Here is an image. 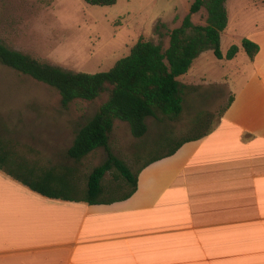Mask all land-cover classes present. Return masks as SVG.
Returning <instances> with one entry per match:
<instances>
[{
	"label": "crops",
	"instance_id": "obj_1",
	"mask_svg": "<svg viewBox=\"0 0 264 264\" xmlns=\"http://www.w3.org/2000/svg\"><path fill=\"white\" fill-rule=\"evenodd\" d=\"M247 39L258 51L224 76L214 125L144 166L129 196H43L23 184L42 174L22 144L0 142V264H264V25Z\"/></svg>",
	"mask_w": 264,
	"mask_h": 264
},
{
	"label": "rangeland",
	"instance_id": "obj_2",
	"mask_svg": "<svg viewBox=\"0 0 264 264\" xmlns=\"http://www.w3.org/2000/svg\"><path fill=\"white\" fill-rule=\"evenodd\" d=\"M193 0H116L99 7L83 0H0V42L9 49L76 73L109 71L127 57L140 39L162 43L155 25L168 30L181 25ZM226 29L220 36L225 54L233 45L239 54L233 64L219 61L211 50L201 53L178 81L185 86L180 117L159 122L147 118V133L134 138L127 123L116 122L109 135V148L134 174L170 152L184 138L206 134L228 104L226 76L234 82L240 64L247 69V54L241 41L264 25V0H226ZM203 15L192 16L196 24ZM257 26V28H256ZM76 100L64 109L54 89L0 64V142L21 143L18 153L37 174L52 173L53 193L86 197L87 179L107 158L98 148L79 162L67 157L74 131L84 125L105 102ZM29 183L35 184V180ZM40 185V184H39ZM38 185V186H39ZM100 197H122L130 186L115 170L107 172Z\"/></svg>",
	"mask_w": 264,
	"mask_h": 264
},
{
	"label": "trees",
	"instance_id": "obj_3",
	"mask_svg": "<svg viewBox=\"0 0 264 264\" xmlns=\"http://www.w3.org/2000/svg\"><path fill=\"white\" fill-rule=\"evenodd\" d=\"M83 1L99 7L116 3V0ZM225 2L226 0H193L188 14L178 28L168 30L162 22L155 25V34L159 40L168 38L166 48L160 41L153 43L140 38L127 57L117 61L109 71L96 74L65 70L9 49L0 42V64L57 91L62 108L66 109L76 100L91 102L106 95L105 102L99 106L94 116L75 129L74 140L66 151L67 157L76 162L98 148L107 154L106 160L88 176L85 197L88 204H98L97 200L103 193L101 181L112 169L131 187L127 196L136 188L137 173H132L110 151L108 141L114 124L118 121L127 123L132 136L139 139L147 133V118L159 122L165 118L177 120L182 112L185 88L178 78L188 72L192 62L206 50H211L218 60H231L236 56L239 50L236 45L231 46L225 56L220 50V36L228 23ZM197 14L203 15L202 23L192 21V16ZM241 47L250 59L258 51V46L249 39H243ZM204 135L182 139L166 156L173 155L182 144ZM52 175L47 172L38 178L30 176L35 178L32 179L35 184H23L43 196L58 198L56 196L60 195L51 191L55 181Z\"/></svg>",
	"mask_w": 264,
	"mask_h": 264
}]
</instances>
